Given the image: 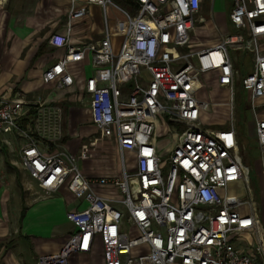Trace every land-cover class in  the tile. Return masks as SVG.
I'll list each match as a JSON object with an SVG mask.
<instances>
[{"label": "built area", "instance_id": "obj_1", "mask_svg": "<svg viewBox=\"0 0 264 264\" xmlns=\"http://www.w3.org/2000/svg\"><path fill=\"white\" fill-rule=\"evenodd\" d=\"M65 1V32L47 37L65 51L42 77L65 93L82 80L80 101L98 136L116 143L121 170L98 176L81 170L78 162L96 152L95 136L77 152L66 150L64 109L56 100L0 94V148L4 134L16 131L22 166L44 194L66 185L83 203L66 213L73 231L61 248L35 264H68L96 241L103 264H264L259 203L234 124L238 81L249 92L264 168V112L255 110L264 108V0H231L226 31L216 23L213 0H135L131 10L112 0ZM91 4L101 8L102 36L71 43L73 23ZM109 5L122 11L112 23ZM209 22L215 40H193ZM231 50L242 51L240 60L248 55L249 68L241 71ZM86 55L91 72L80 78L70 67ZM213 74L229 91L226 101L204 95ZM216 105L228 108L227 124L205 122ZM160 133L171 140L167 146L159 144Z\"/></svg>", "mask_w": 264, "mask_h": 264}, {"label": "crops", "instance_id": "obj_2", "mask_svg": "<svg viewBox=\"0 0 264 264\" xmlns=\"http://www.w3.org/2000/svg\"><path fill=\"white\" fill-rule=\"evenodd\" d=\"M67 7L65 0L0 1V94L19 91L28 97L40 95L56 100L64 109L66 150L77 152L88 135L95 136L96 152L81 160V170L88 176L117 174L106 162L116 157L118 148L113 140L99 137L90 122L88 107L80 101L81 91L77 88L82 86V80L77 82L75 92L65 93L42 77L43 70L65 51L63 47L51 46L47 37L52 31L65 32ZM99 11L98 5L91 4L88 14L73 23L69 31L71 43L81 44L102 36V28L98 26ZM70 68L80 78L88 75L91 72L89 56L72 63ZM76 102L80 105L76 106ZM75 108L84 110L85 116L77 132L72 134L69 114ZM254 135L256 137L255 122ZM4 138L0 148V264H35L39 255L61 248L73 231L66 213L83 203L67 187L72 198L65 201L58 193L64 185L50 194H44L34 179L33 185L18 156L20 141L16 131H7ZM242 155L244 159V152ZM257 163L255 170L262 177L264 190V168L260 160ZM259 209L264 222V208ZM262 225L264 228V223ZM68 264H103L101 243L96 241L89 252L70 255Z\"/></svg>", "mask_w": 264, "mask_h": 264}, {"label": "rangeland", "instance_id": "obj_3", "mask_svg": "<svg viewBox=\"0 0 264 264\" xmlns=\"http://www.w3.org/2000/svg\"><path fill=\"white\" fill-rule=\"evenodd\" d=\"M112 2L119 7L120 9H130L128 6L116 1L112 0ZM231 0H213V14L214 18L216 20V23L219 25V28L221 31H226L228 28V23L226 21L228 10L230 7ZM117 7L113 5H109L106 8V11L108 13V17L110 19V23L114 20L115 17H121L122 11L118 9ZM131 10V9H130ZM206 17H208L207 12H204ZM99 23L98 26L103 28V22H102V12L99 11ZM212 23H208L206 25V28L204 30H196L195 35L193 37V40H207L211 39L215 40V36L218 34L217 31H215L213 25L211 27ZM113 43H114V50H118L121 37L120 36H113L112 37ZM261 48H263L262 45H260ZM231 54L233 56H236L238 58V61L236 62V66H238L241 71H244V69L249 68V57L248 55H245L242 60H240V56H242V51H239L238 53L236 51L231 50ZM244 63V64H243ZM248 70V69H246ZM207 83L209 85L202 86V90L204 92V95L208 98L210 101L215 102H222L226 101L229 96L228 89L220 88L216 84V75L213 74V76H209ZM234 99H235V114H234V124L236 131L239 135L240 140V146L242 147V152H244V162L246 164H250V178H251V187L253 190V194L259 203V207H261V210L264 208V190L263 189V180L258 171L255 170L256 165H258L257 161L260 160V150L256 143V137L254 135V122H253V115H252V106L251 101L249 97V92L246 89H243L240 82L235 83V89H234ZM259 99H255V102L257 103ZM78 102H76V106H78ZM80 105V104H79ZM81 107V106H79ZM258 113L264 112L263 107H258L255 109ZM67 112V111H66ZM260 113V114H261ZM263 114V113H262ZM261 114V115H262ZM69 124L70 127L73 129L70 130L74 134L77 132V129H79V125L83 122V118L85 116L84 110L81 109H71V112L69 114ZM264 116V115H263ZM230 121V114L228 111V108L224 105H216L212 106L210 112L206 113L205 122H210V126H216L215 123H225L227 124ZM213 122V123H211ZM213 124V125H212ZM159 144L163 146H167L170 143V139L163 137V134L160 133L158 136ZM126 157H128L126 155ZM129 158V157H128ZM94 157L91 159L93 162ZM109 161L106 162V165L109 168H114L117 172L121 170L120 166V156L119 153L116 154V157L112 158L110 157L108 159ZM80 160L78 162L79 167L81 168ZM252 166V169H251ZM32 179V178H31ZM30 182L34 185L33 179L30 180ZM262 190V191H261ZM233 191L237 193L238 196H244L245 193L243 192L241 187L235 186L233 188ZM60 195L63 196L65 201H68L70 198H72V195L67 190L66 185L64 187L60 188L58 191ZM258 207V208H259ZM260 210V209H259ZM261 212V211H259ZM260 214V213H259ZM264 223V222H262Z\"/></svg>", "mask_w": 264, "mask_h": 264}, {"label": "trees", "instance_id": "obj_4", "mask_svg": "<svg viewBox=\"0 0 264 264\" xmlns=\"http://www.w3.org/2000/svg\"><path fill=\"white\" fill-rule=\"evenodd\" d=\"M116 1L128 6L130 9H132L135 4V0H116Z\"/></svg>", "mask_w": 264, "mask_h": 264}, {"label": "bare ground", "instance_id": "obj_5", "mask_svg": "<svg viewBox=\"0 0 264 264\" xmlns=\"http://www.w3.org/2000/svg\"><path fill=\"white\" fill-rule=\"evenodd\" d=\"M1 1V0H0Z\"/></svg>", "mask_w": 264, "mask_h": 264}]
</instances>
